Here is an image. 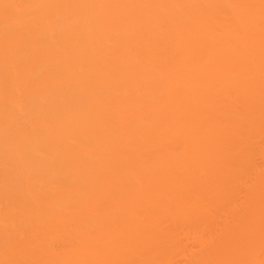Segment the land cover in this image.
Wrapping results in <instances>:
<instances>
[{
	"label": "bare ground",
	"instance_id": "bare-ground-1",
	"mask_svg": "<svg viewBox=\"0 0 264 264\" xmlns=\"http://www.w3.org/2000/svg\"><path fill=\"white\" fill-rule=\"evenodd\" d=\"M0 264H264V0H0Z\"/></svg>",
	"mask_w": 264,
	"mask_h": 264
}]
</instances>
